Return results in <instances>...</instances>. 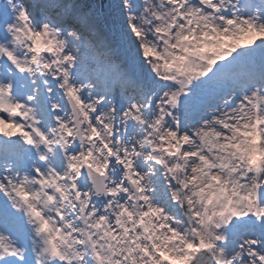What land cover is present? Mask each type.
Segmentation results:
<instances>
[{
  "label": "snow or ice",
  "instance_id": "obj_1",
  "mask_svg": "<svg viewBox=\"0 0 264 264\" xmlns=\"http://www.w3.org/2000/svg\"><path fill=\"white\" fill-rule=\"evenodd\" d=\"M0 264H264V0H0Z\"/></svg>",
  "mask_w": 264,
  "mask_h": 264
}]
</instances>
